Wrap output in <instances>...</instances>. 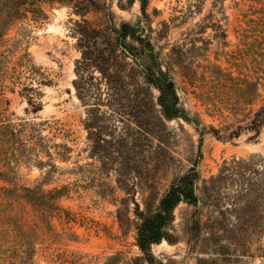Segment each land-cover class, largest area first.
<instances>
[{"label": "rangeland", "instance_id": "1", "mask_svg": "<svg viewBox=\"0 0 264 264\" xmlns=\"http://www.w3.org/2000/svg\"><path fill=\"white\" fill-rule=\"evenodd\" d=\"M13 1L0 0V264H143L136 213L154 209L177 176L194 166L202 185L233 158L264 172V124L258 133L246 128L247 114L264 105V0H148L147 15L139 0H98L84 18L106 30L96 46L113 57L110 72L119 70L122 90L113 96L99 67L79 70L83 22L71 5L21 0L12 17ZM124 23L118 46L106 26ZM121 45L143 52L133 58ZM26 63L48 79L29 78ZM145 71L173 81L181 117H163ZM45 120L59 129H43V147L24 149L2 134L7 123ZM56 144L69 148L66 156ZM193 211L176 207L171 240L151 245L154 264H264V207L252 219L249 248L245 220L228 222L239 226L238 240L207 242V229L190 236ZM204 211L203 220L218 215Z\"/></svg>", "mask_w": 264, "mask_h": 264}, {"label": "trees", "instance_id": "2", "mask_svg": "<svg viewBox=\"0 0 264 264\" xmlns=\"http://www.w3.org/2000/svg\"><path fill=\"white\" fill-rule=\"evenodd\" d=\"M53 1L71 5L74 12L82 17L81 22H83V24L79 22L76 24L80 34V45H82L84 49L82 60L78 62L79 70H84L91 64L99 67L109 84L108 91L110 92H108V96L116 95L117 93L115 90H122L121 85L115 83L119 70L113 73L110 72L113 70L112 67L114 66L113 57L111 54L110 56L105 55L103 49H99L96 46L98 43L96 39L99 37H106V30L92 27L89 21L84 18L90 11L99 10L98 0ZM139 1L142 13L147 15L148 0ZM23 3L24 2L21 0H14L11 4H7V13L14 17L15 13H20ZM109 21L108 19L105 21L106 25ZM106 27L107 31L115 33L114 42L111 40H109V42L118 44V46L122 44L121 42L128 35V25L125 23L121 25L119 30L111 26ZM121 46L123 48V45ZM123 49L124 51L126 50L128 54H131L133 58H137L143 52V49L140 50L134 47H129L128 49L124 47ZM23 65H26V68L29 70V78H37L41 81L48 79L44 73H41L42 75L38 77L33 70V65H29V63ZM82 78L83 77L76 83V86L80 90L83 89L84 84ZM143 78L145 79V84L148 86L154 85L159 90V111L163 117L167 119L181 117L182 110L178 106L179 97L174 88L173 81L163 79L161 76H156L152 71H145ZM111 82H114V84ZM138 86L142 90L145 89L148 92V88H144L140 84ZM251 113L252 115L250 116ZM246 118L248 119L246 128L253 129L258 133L260 127L264 124V105L260 106L255 111L251 110ZM58 123L57 120H45L40 123L27 121L18 124L7 123V128L2 134L5 133L8 137H12L13 140L16 139L17 142L21 143L24 149L32 150L45 145L47 136L43 135V129H59V127H57ZM97 127L100 130L101 126H96V128ZM241 129V126H238L237 129L231 131L226 137L232 139L238 136ZM99 130L98 132H100ZM212 131L216 136L223 137L220 135L218 129L213 128ZM98 138L97 135V139H94L95 145L99 144ZM101 140L102 138L100 141ZM56 146H58V150L62 149L57 151V156L64 157L67 155L69 148L66 145L56 144ZM47 156L48 162H52L55 157L50 151H48ZM199 156H201V140L199 143ZM39 162L44 163V161L40 159ZM258 165L259 164L254 160L243 158L226 160L216 175L211 176L209 179L202 180V185L199 184L200 175L194 166L190 167L187 172L177 176L171 182L165 193L160 197L158 205L154 209H147L145 211L138 210L136 213L138 218V223L136 225V242L140 250L144 253V258H138V261L144 259L142 262L143 264L145 260L149 264H154L155 257L150 251L151 245L160 243L163 239L168 241L171 240L173 233L170 232L169 228L173 225L175 220L174 211L181 202L194 207L192 217L190 221L188 220L186 223L189 224L188 230L190 236L197 239L202 234V231L212 229L210 236L207 230L206 233H204L203 238H205L207 242L215 243L221 241L223 238L227 240H238L240 236L235 233V231L239 230V226L238 228L236 227L237 229L229 228L228 222L233 223L234 221L239 222L240 220H245V231L251 233L247 236L245 242L246 248H249L252 239V231L256 230V226L253 224L252 219L255 217V214H257V209L264 207V203L262 202L264 199V172L262 169L258 168ZM230 184L235 186L234 191L228 189ZM226 199L230 202L225 203ZM136 205L139 207L138 203H136ZM205 208L209 211H217L218 215H210L207 219L203 220L202 216L204 215ZM228 214L229 218L226 217ZM220 228L227 233L230 232V235L225 237L219 233L218 229Z\"/></svg>", "mask_w": 264, "mask_h": 264}]
</instances>
